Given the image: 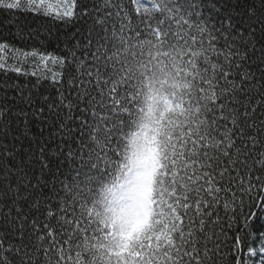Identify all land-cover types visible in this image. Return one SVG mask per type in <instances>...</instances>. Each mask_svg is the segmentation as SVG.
Wrapping results in <instances>:
<instances>
[{
  "label": "snow or ice",
  "instance_id": "1",
  "mask_svg": "<svg viewBox=\"0 0 264 264\" xmlns=\"http://www.w3.org/2000/svg\"><path fill=\"white\" fill-rule=\"evenodd\" d=\"M0 264H264V0H0Z\"/></svg>",
  "mask_w": 264,
  "mask_h": 264
},
{
  "label": "trees",
  "instance_id": "2",
  "mask_svg": "<svg viewBox=\"0 0 264 264\" xmlns=\"http://www.w3.org/2000/svg\"><path fill=\"white\" fill-rule=\"evenodd\" d=\"M131 234V232L130 233H128L125 237H124V239H131L132 238V234ZM127 251V245L125 244V246L123 247V248H121L120 249V251L119 252H117V253H115V255H121L122 253H124V252H126Z\"/></svg>",
  "mask_w": 264,
  "mask_h": 264
},
{
  "label": "rangeland",
  "instance_id": "3",
  "mask_svg": "<svg viewBox=\"0 0 264 264\" xmlns=\"http://www.w3.org/2000/svg\"><path fill=\"white\" fill-rule=\"evenodd\" d=\"M141 227V225H137L136 228L134 230H137Z\"/></svg>",
  "mask_w": 264,
  "mask_h": 264
}]
</instances>
